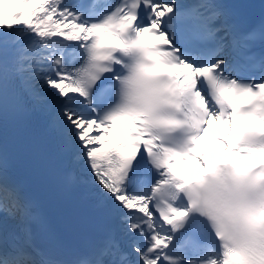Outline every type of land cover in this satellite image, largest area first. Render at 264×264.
<instances>
[{
	"label": "snow or ice",
	"instance_id": "6c2138e0",
	"mask_svg": "<svg viewBox=\"0 0 264 264\" xmlns=\"http://www.w3.org/2000/svg\"><path fill=\"white\" fill-rule=\"evenodd\" d=\"M31 112L116 227L71 258L45 244L0 140V264H264V22L219 0H0V127Z\"/></svg>",
	"mask_w": 264,
	"mask_h": 264
}]
</instances>
